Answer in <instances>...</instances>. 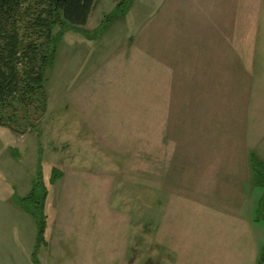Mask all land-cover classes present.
<instances>
[{"label": "rangeland", "instance_id": "obj_1", "mask_svg": "<svg viewBox=\"0 0 264 264\" xmlns=\"http://www.w3.org/2000/svg\"><path fill=\"white\" fill-rule=\"evenodd\" d=\"M119 2L65 32L39 126L0 125V264H255L264 0H133L103 27Z\"/></svg>", "mask_w": 264, "mask_h": 264}, {"label": "trees", "instance_id": "obj_2", "mask_svg": "<svg viewBox=\"0 0 264 264\" xmlns=\"http://www.w3.org/2000/svg\"><path fill=\"white\" fill-rule=\"evenodd\" d=\"M96 3L97 0H0V125L9 126L15 133L39 126L49 106L48 73L55 65L63 36L70 27L87 25ZM132 4L133 0H121L102 26L107 28L112 18L124 14ZM251 163L254 183L263 186L264 161L253 155ZM47 195L48 189L38 178L30 193L18 201L36 216L37 249L47 242Z\"/></svg>", "mask_w": 264, "mask_h": 264}, {"label": "crops", "instance_id": "obj_3", "mask_svg": "<svg viewBox=\"0 0 264 264\" xmlns=\"http://www.w3.org/2000/svg\"><path fill=\"white\" fill-rule=\"evenodd\" d=\"M253 155H255V154L254 153H249V162H248V164L250 165L251 173H252V178H251L252 179V185L255 184L254 183V179H253L254 169H253V166H252V163H251V156H253ZM255 156L258 157L257 155H255ZM255 264H264V254H263L262 260L260 258L256 259V263Z\"/></svg>", "mask_w": 264, "mask_h": 264}]
</instances>
